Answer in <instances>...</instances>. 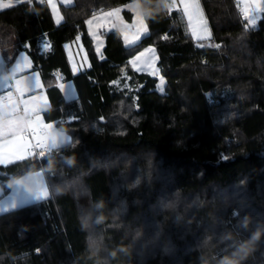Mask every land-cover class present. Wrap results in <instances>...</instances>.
Here are the masks:
<instances>
[{
	"label": "trees",
	"instance_id": "trees-1",
	"mask_svg": "<svg viewBox=\"0 0 264 264\" xmlns=\"http://www.w3.org/2000/svg\"><path fill=\"white\" fill-rule=\"evenodd\" d=\"M128 1L75 0L59 27L38 0L0 9L7 64L30 42L52 102L43 115L73 141L5 168L4 193L42 170L50 195L0 213V264H264V12L247 28L236 0H201L208 44L168 0H138L153 13L149 35L126 46L103 31L101 58L86 20ZM78 35L91 65L74 74L64 44ZM151 45L163 93L129 63ZM56 70L76 99L63 98Z\"/></svg>",
	"mask_w": 264,
	"mask_h": 264
},
{
	"label": "snow or ice",
	"instance_id": "snow-or-ice-1",
	"mask_svg": "<svg viewBox=\"0 0 264 264\" xmlns=\"http://www.w3.org/2000/svg\"><path fill=\"white\" fill-rule=\"evenodd\" d=\"M253 5L256 11L264 12V0H253ZM11 3H4L0 7L8 8L12 7ZM174 7L182 8V10L187 14L189 21L192 22L200 18L199 6L198 4L189 3V0H180L179 5L176 4V0H172L169 3L167 10L169 12L173 11ZM252 5L246 6L244 8V19L246 21L245 27H252L256 24L254 16L250 12ZM53 9L55 5L53 4ZM123 9H113L103 15V19L107 24L111 25L112 29H115L118 25H122L124 28L123 38L126 44H134L138 42L143 36L149 35V27L147 19L139 10H137L133 3L127 6V11H129L132 16V23H127L123 20L120 13ZM61 21L57 19L55 23L59 24ZM94 20H88L87 24L91 28L93 26ZM106 24L97 23L96 28H105ZM134 29L133 33L134 39L129 40V30ZM204 31H207L206 25H204ZM193 34L200 39V35L196 33L195 27H193ZM97 40L96 51H100V44L102 43L101 37L96 31L92 32ZM79 39V37H77ZM163 39H168L164 36ZM203 46V45H201ZM217 48L220 47L219 44L215 45ZM42 47L47 50L49 48L48 43H44ZM25 51L31 48L30 42H25L23 45ZM154 48H147L144 51L139 52L138 55L133 57L129 63L137 71L142 70V67L147 66L151 69V74L153 76L157 75V70L153 67L155 57L149 55L154 53ZM101 58H103L101 56ZM21 63L16 65L14 71H18L22 68L30 67V61L21 56ZM141 67H137V65ZM74 66V71H75ZM35 79V76L33 77ZM161 84H163V77H159ZM8 84L11 82L7 80ZM119 83L118 81H113V84ZM15 92L7 91L6 95H0V109L4 111L6 115V123L3 127H0V166H8L16 164L26 159H30L39 155L42 162L47 161L49 154L52 150L59 149L62 146H73V141L71 137H65L63 133L58 132L54 129L52 124H45L39 112L42 111L40 104L44 100L43 95H31L28 99H24L26 92L35 93L39 85L38 79L35 83L25 85L23 78L15 79L14 82ZM60 89H64L65 85L61 83L59 85ZM163 92V88L160 89ZM23 111L25 114L23 117L18 115L19 111ZM31 112V116L28 113ZM74 119V118H73ZM73 122V121H69ZM31 182L35 185L38 182L32 179ZM23 192L27 193V190L22 186L17 185ZM49 196V190L47 186L42 188L39 193L33 197L36 200H45ZM15 204H13V208Z\"/></svg>",
	"mask_w": 264,
	"mask_h": 264
},
{
	"label": "crops",
	"instance_id": "crops-1",
	"mask_svg": "<svg viewBox=\"0 0 264 264\" xmlns=\"http://www.w3.org/2000/svg\"><path fill=\"white\" fill-rule=\"evenodd\" d=\"M38 1L41 3H45L49 6L54 22L57 19H60L61 22L59 24L55 23L57 27L62 26L65 23V18L63 16L62 11H61V6H70V5H73L75 3V0H38ZM196 1L201 3V0H189V3L196 4ZM236 1H237V4L241 5L243 10H244V7H243L241 1L240 0H236ZM19 2H20V0H0V5H2L4 3H11L12 5H16ZM132 3H133V6L143 14L139 1L138 0H131V1H128L124 4H121V5H118L115 7L96 11L91 16H89L88 19L86 20L87 30H88L89 34L91 35V37L94 41L95 49L97 48V40H96L95 36L92 35V32L96 31L97 34L101 37L102 43L100 44V51L97 52L99 56L103 57V52H104V49L106 46V38L103 36V31L108 32V31H116L117 30L122 34V37H123V32H124V28L122 25H118L115 29H112L111 25L107 24L105 22V20L103 19V15L105 13L113 10V9H118V8L123 9V11H121L120 15L125 22L130 24V23H132V19H131L132 14L129 11H127V6L129 4H132ZM179 3H180V0H176V4L179 5ZM53 4L55 5V9H53ZM202 7H203V5H202ZM174 8H178V7H174ZM0 9H4V8L0 7ZM179 9L182 10V8H179ZM203 11L204 12L201 11L199 21L194 20V21L190 22L187 14L182 10V12L185 16V19H186L187 31L189 33H191L195 39H197V36L193 34V27H195L196 33L198 35H200V37H201L200 39H197V40H201L204 43H207V42H205L204 38H205V36H208L209 40H211L212 30H211L208 18L206 16L204 7H203ZM262 13L263 12H261L255 18L256 24L252 27H255L257 25L258 20L261 17ZM199 14H200V12H199ZM202 14H203V16H202ZM88 20H94L93 26L91 28L87 24ZM97 23H104V24H106V27L97 29L96 28ZM204 25H206V28H207V31H205V32H208L207 35H203L202 34L203 31H201V28L203 30ZM134 32H135L134 29L129 30V40L134 39V35H133ZM208 34H210V35H208ZM77 37H79V39H77ZM77 37L74 40H72L71 42H67L64 44L65 52H66L71 70L74 74H78L80 72L85 71L91 65L87 51H86L85 46L83 44L81 35H78ZM143 37H145V36H143ZM141 39L138 42H140ZM123 42L126 46H131V45L138 43V42H136L134 44H126L124 41V38H123ZM44 43H48V44L50 43L51 46H53L48 34H43L41 36L38 45L40 46L42 52H44V53L51 52L52 50L48 51L42 47V45ZM151 47H154V46H152V45L148 46V47L144 48L142 51H144L147 48H151ZM138 54L139 53H137L136 55H138ZM136 55H134L133 57H135ZM8 56H11V53H9ZM21 56L26 58L27 61H30L31 66L28 68H22L18 71H14L13 69H16V65L18 63L22 62ZM5 57H6V54L4 56L3 52L0 53V92H2L4 90H9V91L15 92V86H14L15 79L23 78L25 81V85L35 83L36 80L38 79L40 86L37 87L36 92L35 93L26 92L24 99H28L29 96H31L33 94L43 95L44 100L40 104L42 111L39 112V115H40L42 121L45 124H52L54 126V129L58 132L63 133V135L65 137H70V135L68 133L60 130L57 127L55 122L47 121L43 115L44 110L51 108L52 102H51V98L49 96L48 90L44 84L42 74H41L40 70L35 67L34 60L31 56V54L29 53V50L25 51L24 49H22V50L18 51L14 61L10 65L7 64ZM74 66L76 69L75 71H74ZM138 72H140V71H138ZM34 76H35V79H33ZM55 76H56V85L58 88H59V85L61 83H63L65 85L64 89L59 88L61 93H62L63 98L67 101L76 99L78 97V91H77V88H76L74 81L71 79H67L60 70L55 71ZM7 80H10L11 82L8 84ZM18 115L20 117H23L25 114L21 110V111H19ZM28 115L31 116L32 115L31 112H29ZM6 120H7V118H6V115L4 114V111L2 109H0V127H3L5 125ZM8 166H0V173H1V175H0V213H2L4 211H9V210L18 208L20 206H23V205H26V204H29L32 202L39 201V200L34 199L33 197H35L39 193V191L42 188H44L45 186H47V188L49 190L47 180L45 177V173L42 170H36V171L27 173L25 175H22L21 177L16 178L13 181V183L11 185V189L9 190V192L4 193V187H5V184L8 182V176H9V172L5 168H7ZM32 179H35V181L38 182L37 184H35V186L37 188V190L35 192H33L29 188V184H33L31 182ZM17 185H20L24 189H26L27 193L23 192L20 188L17 187ZM49 195H50V192H49ZM13 204H15L14 208H13Z\"/></svg>",
	"mask_w": 264,
	"mask_h": 264
},
{
	"label": "rangeland",
	"instance_id": "rangeland-1",
	"mask_svg": "<svg viewBox=\"0 0 264 264\" xmlns=\"http://www.w3.org/2000/svg\"><path fill=\"white\" fill-rule=\"evenodd\" d=\"M241 1V3H242V5H243V7L245 8L246 6H249V5H252V8H250V12H251V14H252V16H254V18H256L261 12L260 11H256L255 10V7H254V5H253V0H240ZM196 4H198V6H199V12H200V15H201V11L202 12H204L203 11V7H202V4L201 3H199L198 1H196ZM204 14V13H203ZM203 14H202V16H203ZM197 21H199V19H196ZM201 31H203L202 32V34L203 35H207V33L208 32H205L204 31V26H203V30H202V28H201ZM210 31V30H209ZM210 33V32H209ZM208 35H210V34H208ZM205 42H207L208 44H210V40H209V38H208V36H205ZM151 48H154V47H151ZM155 49V48H154ZM149 55H152V56H154L155 57V61H154V64H153V67L157 70V75L156 76H154V77H156V78H158V83H157V90L159 91V92H161L160 91V89L161 88H163V92L165 91V85H166V79H165V77L162 75V73H161V70H160V67H159V65H158V54H157V51H156V49H155V52L154 53H151V54H149ZM137 67H141V65H137ZM135 69V68H134ZM136 70V69H135ZM137 71V70H136ZM140 72H145V73H148V74H151V69L150 68H148L147 66H144V67H142V70H140ZM152 75V74H151ZM153 76V75H152ZM160 76H162L163 77V84H161V82H160V79H159V77ZM163 92H161V93H163Z\"/></svg>",
	"mask_w": 264,
	"mask_h": 264
},
{
	"label": "built area",
	"instance_id": "built-area-1",
	"mask_svg": "<svg viewBox=\"0 0 264 264\" xmlns=\"http://www.w3.org/2000/svg\"><path fill=\"white\" fill-rule=\"evenodd\" d=\"M237 9H238V12L240 13V15L244 18V10H243L242 6L237 4ZM47 50L48 51L52 50V46L50 43H49V48ZM2 52H3L2 49H0V53H2ZM7 91H9V90H4V91L0 92V95H6Z\"/></svg>",
	"mask_w": 264,
	"mask_h": 264
},
{
	"label": "clouds",
	"instance_id": "clouds-1",
	"mask_svg": "<svg viewBox=\"0 0 264 264\" xmlns=\"http://www.w3.org/2000/svg\"><path fill=\"white\" fill-rule=\"evenodd\" d=\"M162 7H163V6H161V8H162ZM157 11H159V9H158ZM146 18H148V19H152V18H153V13H146ZM29 188H30L33 192H35V191L37 190L36 186L33 185V184H29Z\"/></svg>",
	"mask_w": 264,
	"mask_h": 264
}]
</instances>
